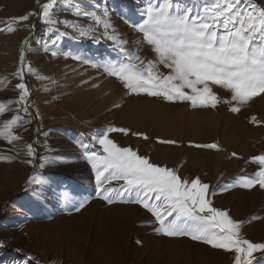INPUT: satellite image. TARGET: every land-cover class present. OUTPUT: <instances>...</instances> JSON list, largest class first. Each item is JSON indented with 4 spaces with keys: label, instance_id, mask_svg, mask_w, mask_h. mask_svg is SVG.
<instances>
[{
    "label": "rangeland",
    "instance_id": "1",
    "mask_svg": "<svg viewBox=\"0 0 264 264\" xmlns=\"http://www.w3.org/2000/svg\"><path fill=\"white\" fill-rule=\"evenodd\" d=\"M46 2L48 0H0V28L11 24L16 29L0 32V104L5 105L4 113L0 114V129L14 116L21 117V126L13 129V134L20 138L12 143L0 138V157L11 158L10 162L0 159V264H28L29 256L33 258L32 264H170L172 261L176 264H234L235 253L214 249L188 237L173 239L192 242L195 256L173 259L154 247V242L162 241L166 245L168 240L156 235L153 227L145 226L154 218L141 205L109 204L95 197V173L78 145L83 143L90 151L98 150L100 146L94 143V134L109 127L129 129L128 135L110 134L119 146L131 147L150 162L175 169L182 179L198 177L208 184V199L212 205L228 211L233 220L242 222L244 238L264 243V189L258 185L251 190L235 187L211 195L214 189L240 177H252L259 170L252 158L264 155V105L256 106L250 100L238 113H233L228 103H220L215 109H192L188 103L171 104L146 95H130L120 81L108 76L102 68L71 57L60 64L74 67L70 75H64L56 65L65 58L63 53L84 54L94 60L102 57L122 60L123 57L113 42L103 37L102 26H95L93 21L64 10V0L55 7L54 18L76 22L81 27L94 25L93 35L99 40L64 37L56 45H49L61 54L56 57L45 52L37 41L56 36L51 29L49 36H44L47 26L38 14ZM79 3L85 10L95 11L98 15L104 8L101 0H79ZM28 13L37 15H30L22 22L12 19ZM113 15L116 16V12ZM117 17L125 21L121 16ZM127 26L132 33L127 39L135 35L127 42V50L132 53L139 50L141 57L153 59L150 46L140 43L142 34L130 24ZM55 27L60 32L74 35L63 23ZM22 49H25L23 79L17 75L21 71ZM161 70L168 71L163 67ZM73 79L78 86L77 83L71 85ZM19 83H25L29 90L27 112L23 111L24 105L16 103L20 96V90L16 88ZM213 90L222 98L230 99L226 90L215 86ZM135 102V106L154 105L160 112L156 120L143 114L142 109V112L134 111L129 119L124 117L127 104L134 105ZM180 110L185 112V117L177 116ZM192 111L198 113V117L189 116ZM195 126L199 127L197 131ZM200 127H205L206 131L200 132ZM133 133H143L148 139ZM161 140L175 143H160ZM212 143L217 144L218 149L195 147ZM28 145L35 149V157L27 155ZM43 156L60 157L63 162L39 169ZM79 168L83 170L75 172ZM34 173L48 182L31 186L44 197L45 202L38 206L33 205L30 192L25 191L26 182ZM122 183L113 180L105 186L119 187ZM57 189L66 191L69 200L83 196H89L90 200L77 212L70 202L57 199ZM21 208L26 211H19ZM151 233H155L156 239L151 244L145 243L143 239L149 240ZM254 255L259 257L261 254Z\"/></svg>",
    "mask_w": 264,
    "mask_h": 264
},
{
    "label": "snow or ice",
    "instance_id": "2",
    "mask_svg": "<svg viewBox=\"0 0 264 264\" xmlns=\"http://www.w3.org/2000/svg\"><path fill=\"white\" fill-rule=\"evenodd\" d=\"M59 2L48 0L41 5L38 15L47 26L44 36H49V29L56 32V36L37 43L43 45L45 52L57 56L61 53L49 45H56L64 37L98 42L99 37L93 33L96 31L95 26H102L103 37L113 42L122 60L109 57L94 60L84 54L70 52L63 55L102 68L108 76L120 81L130 95H146L171 104L188 103L192 109H215L220 103H228L230 110L238 113L253 97L264 93V0H140L135 8H130L122 0H109L100 15L85 10L79 0H64V10L94 22L95 26L88 27L55 19V7L59 6ZM109 7L142 34L140 43L150 46L154 53L153 59L141 57L139 50L136 53L127 50L126 42L121 41L116 34ZM30 15L37 13L12 19L16 22L27 21ZM60 23L72 29L74 35L60 32L55 27ZM15 30L11 24L0 28V32ZM19 59L21 71L17 75L23 79L25 49L21 50ZM161 67L168 71H162ZM29 72H32L31 67ZM214 86L229 92L230 99L218 95L213 90ZM16 88L20 90L16 103L24 105L23 111L27 112L29 90L25 83L17 84ZM4 111L5 105L0 104V114ZM20 121L21 117L17 115L4 123L0 138L8 143L19 139L13 134V129L21 126ZM252 121L256 122V118L252 117ZM111 133L128 135L129 129L109 127L98 135L94 134V143L100 146L96 151H90L89 146L83 143L78 145L83 149V158L95 173V197L109 204L121 202L141 205L154 218L153 222L145 226L153 227L157 235L188 237L214 249L233 252L234 264H264V243H254L244 238L241 235L242 222L233 220L228 211L212 205L208 199V184L202 183L198 177L182 179L175 169L156 165L131 147L119 146L110 138ZM133 135L148 139L143 133ZM159 142L175 143L170 140ZM195 147L218 149L215 143ZM27 155L35 157L32 145L27 146ZM0 159L10 162L11 158ZM40 160L39 169L55 167L63 162L60 157L49 156H43ZM252 162L259 165V170L252 177H240L220 189H214L211 195L235 187L251 190L258 185L264 189V155L253 157ZM113 180L123 183L119 187L105 186ZM47 183L38 173L28 178L25 191L30 192L33 205H42L45 201L31 186ZM55 192L58 200L70 202L77 212L90 200L89 196L69 200L66 191L57 189ZM18 210L26 211L23 208ZM255 253L261 255L257 257ZM32 259L31 256L27 258L28 264H32Z\"/></svg>",
    "mask_w": 264,
    "mask_h": 264
},
{
    "label": "bare ground",
    "instance_id": "3",
    "mask_svg": "<svg viewBox=\"0 0 264 264\" xmlns=\"http://www.w3.org/2000/svg\"><path fill=\"white\" fill-rule=\"evenodd\" d=\"M102 1V4H103V6H105L106 4H108V2H109V0H101ZM140 3V0H135V3H133V0H126V2L124 3V4H127L130 8H135L136 7V5L137 4H139ZM109 11H110V14H111V22H112V24H113V26H114V28L116 29V34L119 36V39L121 40V41H124V42H126V47H128V43L127 42H129L133 37H131V39H127V36H131L132 35V33H130V31L131 30H127L128 28H129V26H127V24H129V23H127L126 21H121L120 20V18L119 17H117V15L115 16V15H113L115 12H113V11H115L114 9H112L111 7H109ZM138 17V16H137ZM123 20V19H122ZM111 30V29H110ZM128 33V34H127ZM137 38V37H136ZM138 40V39H137ZM134 45V44H133ZM62 56V55H61ZM57 57V56H56ZM64 57V56H63ZM70 59V58H69ZM68 58H62V60H61V62H57V68H58V70H59V72H61L62 74H68V75H70L71 74V72H73V69H74V67L72 68V67H70L69 68V66L70 65H60L62 62H67L68 60H69ZM71 61V60H70ZM55 63H56V61H55ZM69 63V62H68ZM75 62H73V63H70L71 65L72 64H74ZM63 64V63H62ZM77 64V63H76ZM59 65H60V67H59ZM79 65V64H78ZM80 66V65H79ZM82 66V65H81ZM75 67H76V65H75ZM80 71V70H79ZM75 73V72H74ZM81 75V74H80ZM66 77V76H65ZM68 78H69V76H67ZM80 77V76H79ZM67 78V79H68ZM78 78V77H77ZM70 79V78H69ZM72 79V78H71ZM76 79V78H75ZM75 79H73V81L74 82H71V85H76V83H77V81L75 82ZM77 86H78V83H77ZM78 92H81V95H83L84 93H83V91H78ZM77 92V93H78ZM80 94V93H79ZM252 101H254L255 102V105L257 106L258 104H263L264 105V93H262V94H260L259 96H257V97H253L252 98ZM140 102V101H139ZM142 102V101H141ZM140 102V103H141ZM140 103H137V104H140ZM143 104H145L144 102H142ZM141 103V104H142ZM135 104H136V102L134 103V105H132L131 103H129V105L127 104V109L125 110V113H124V117H126L127 119H129V117H131V115L133 114V112L134 111H137V110H140L141 111V109H142V111H143V114H147L146 116H151L152 118H155V120H156V117H157V113L159 112V110L157 111V109L155 108V106L153 105V106H150V105H148V106H145V105H141V106H139V105H136L135 106ZM150 106V107H149ZM260 106H262V105H260ZM125 109V108H124ZM141 111V112H142ZM195 112V111H194ZM160 113V112H159ZM184 113L185 112H181V110L178 112V114H177V116L178 115H180V116H183V117H185V115H184ZM192 113H193V111H192ZM190 114L189 113V116L190 115H192V118H193V116H195V115H197L196 113H193V114ZM187 114V113H186ZM122 115V114H121ZM142 115V114H141ZM140 115V116H141ZM158 115H160V114H158ZM162 115V114H161ZM139 115H138V117H140ZM143 116H145V115H143ZM186 116H188V115H186ZM133 117H135V115L133 116ZM161 117V116H160ZM197 117H198V115H197ZM136 118V117H135ZM145 117H143V119H144ZM195 118V117H194ZM151 119V118H150ZM190 119V118H189ZM153 120V119H152ZM187 120H188V117H187ZM191 121H192V119H190ZM197 120V119H196ZM195 120V121H196ZM205 120V119H204ZM197 121H201V120H197ZM203 121V120H202ZM205 122V121H204ZM197 123V122H196ZM190 124H191V122H190ZM205 124V123H204ZM201 126H202V124H201ZM206 127V126H205ZM205 127H200L201 128V130H200V132H204V131H206V128ZM199 127L198 126H195V129L194 130H196L197 131V129H198ZM250 135V134H249ZM83 169H81V168H79V169H77V171H75V172H81ZM126 235V234H125ZM157 235V234H156ZM155 235V233H151L150 234V236H151V238H149V240L148 239H143V240H146L145 241V243L147 242V243H149V244H151L152 243V240H154V239H156V236ZM159 236H163V235H159ZM166 240H168V242H167V244L165 245L164 244V242H162V241H157V242H154V247L155 248H157V249H160V250H162V251H164L167 255H169L170 257H172L173 259H179V258H185V257H193V256H195V254H196V251H195V248H194V244L192 243V242H189V241H187L186 239L185 240H179V239H173V238H168V237H165V236H163ZM170 264H176V262H174V261H172ZM181 264V263H180Z\"/></svg>",
    "mask_w": 264,
    "mask_h": 264
}]
</instances>
